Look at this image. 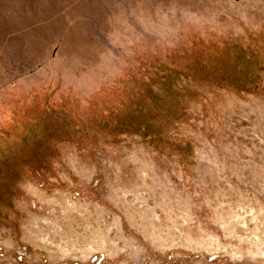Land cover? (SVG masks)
Listing matches in <instances>:
<instances>
[{
  "label": "rangeland",
  "instance_id": "rangeland-1",
  "mask_svg": "<svg viewBox=\"0 0 264 264\" xmlns=\"http://www.w3.org/2000/svg\"><path fill=\"white\" fill-rule=\"evenodd\" d=\"M0 264H264V0H0Z\"/></svg>",
  "mask_w": 264,
  "mask_h": 264
}]
</instances>
